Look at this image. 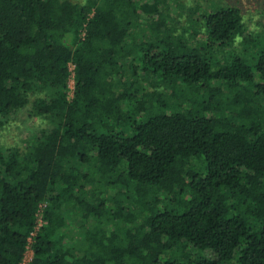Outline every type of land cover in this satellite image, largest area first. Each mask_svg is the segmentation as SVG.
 <instances>
[{
    "label": "trees",
    "instance_id": "16d2710c",
    "mask_svg": "<svg viewBox=\"0 0 264 264\" xmlns=\"http://www.w3.org/2000/svg\"><path fill=\"white\" fill-rule=\"evenodd\" d=\"M244 26L188 0H0V264L30 237V264H264V40L237 54Z\"/></svg>",
    "mask_w": 264,
    "mask_h": 264
},
{
    "label": "rangeland",
    "instance_id": "374dc122",
    "mask_svg": "<svg viewBox=\"0 0 264 264\" xmlns=\"http://www.w3.org/2000/svg\"><path fill=\"white\" fill-rule=\"evenodd\" d=\"M188 3L191 6L198 4L201 9H212V7H215L216 5L222 7L237 6L240 8L245 26L243 30L244 36L238 38L237 48L235 51L237 54L251 52V47L243 45V38L256 37L264 40V0H188ZM172 8V11L175 10V13L178 14L177 12L179 10L177 8L174 9L173 5ZM154 81L155 80H153V82ZM70 85L74 86V83H71ZM145 87L149 89L152 88L151 84H145ZM31 123L33 124L34 121H31ZM11 135H13L14 139L18 141V137H25L28 134L25 132H10L2 138V141H5L6 138V140L11 143ZM206 254L209 256L211 252L207 251Z\"/></svg>",
    "mask_w": 264,
    "mask_h": 264
},
{
    "label": "built area",
    "instance_id": "2783aa9c",
    "mask_svg": "<svg viewBox=\"0 0 264 264\" xmlns=\"http://www.w3.org/2000/svg\"><path fill=\"white\" fill-rule=\"evenodd\" d=\"M81 37L85 36V31H82L80 33ZM69 71H70V75H69V81H68V87H69V91H68V97L71 98L73 95V90H74V86H71V83L75 84V80H74V66L73 64H69ZM45 223V221L42 218V210H39V212L37 213V224H36V230ZM34 234V233H33ZM32 234V235H33ZM31 242H32V238H29V243L27 246V250L25 252L24 258H23V262L22 264H30L32 258H33V250L31 248Z\"/></svg>",
    "mask_w": 264,
    "mask_h": 264
}]
</instances>
